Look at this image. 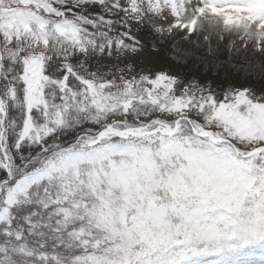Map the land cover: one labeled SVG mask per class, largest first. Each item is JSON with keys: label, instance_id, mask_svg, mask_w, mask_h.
Wrapping results in <instances>:
<instances>
[{"label": "rangeland", "instance_id": "obj_1", "mask_svg": "<svg viewBox=\"0 0 264 264\" xmlns=\"http://www.w3.org/2000/svg\"><path fill=\"white\" fill-rule=\"evenodd\" d=\"M36 1L0 0V264H264V0Z\"/></svg>", "mask_w": 264, "mask_h": 264}, {"label": "bare ground", "instance_id": "obj_2", "mask_svg": "<svg viewBox=\"0 0 264 264\" xmlns=\"http://www.w3.org/2000/svg\"><path fill=\"white\" fill-rule=\"evenodd\" d=\"M224 1H225L224 3L217 4V0H214V1H212V2H214V4H212V3H210L209 0H201L203 7H201V5H200L199 8L201 11H206L209 8L210 10L211 9L215 10L217 12V14L226 13V11L247 12V11L254 10L247 5L239 4L235 0H224ZM233 24H235V23H233ZM263 258H264L263 256L262 257H259V256L255 257V259L257 261L263 260ZM255 259H252V260H255Z\"/></svg>", "mask_w": 264, "mask_h": 264}, {"label": "water", "instance_id": "obj_3", "mask_svg": "<svg viewBox=\"0 0 264 264\" xmlns=\"http://www.w3.org/2000/svg\"><path fill=\"white\" fill-rule=\"evenodd\" d=\"M259 149H261V147H260V148H258L257 150H255L254 152L258 151Z\"/></svg>", "mask_w": 264, "mask_h": 264}]
</instances>
